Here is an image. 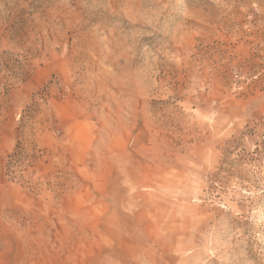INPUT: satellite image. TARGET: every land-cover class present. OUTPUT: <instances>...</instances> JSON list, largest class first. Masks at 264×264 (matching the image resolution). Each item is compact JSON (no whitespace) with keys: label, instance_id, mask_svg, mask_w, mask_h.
<instances>
[{"label":"rangeland","instance_id":"374dc122","mask_svg":"<svg viewBox=\"0 0 264 264\" xmlns=\"http://www.w3.org/2000/svg\"><path fill=\"white\" fill-rule=\"evenodd\" d=\"M0 264H264V0H0Z\"/></svg>","mask_w":264,"mask_h":264}]
</instances>
